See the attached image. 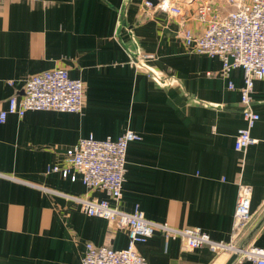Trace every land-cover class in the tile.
<instances>
[{"label":"crops","instance_id":"0c3cea01","mask_svg":"<svg viewBox=\"0 0 264 264\" xmlns=\"http://www.w3.org/2000/svg\"><path fill=\"white\" fill-rule=\"evenodd\" d=\"M175 1L183 16L145 0H0V111L21 96L27 78L56 67L85 88L81 113L30 110L0 122V264H81L88 242L128 245L126 229L84 213L71 198L115 205L111 196L89 189L73 168L68 177L50 170L65 166L67 149L81 138H117L128 129L142 138L128 146L121 210L139 205L152 221L200 226L229 241L243 182L253 187V218L239 242L264 248V78L252 93L256 142L237 151L244 71L224 77L219 57L185 45L183 27L206 29L196 17L205 0ZM139 54L153 58L135 65ZM137 249L150 264H226L230 257L207 246L183 250L161 232Z\"/></svg>","mask_w":264,"mask_h":264},{"label":"built area","instance_id":"2783aa9c","mask_svg":"<svg viewBox=\"0 0 264 264\" xmlns=\"http://www.w3.org/2000/svg\"><path fill=\"white\" fill-rule=\"evenodd\" d=\"M230 4L233 8L221 14L210 0L200 3L196 17L207 23L206 29L196 34L192 28L183 27L181 37L192 52L219 57L224 77H229L236 68L243 69L244 84L240 91L244 125L238 130L234 146L237 151H245L256 142L252 130L260 119L259 113L252 106V93L255 81L264 78V0H230ZM144 6L176 17L184 15L183 7L175 0H145ZM151 58V54H139L133 57L132 63L137 65ZM234 87V83L229 81V88ZM84 98L82 79L71 77L66 68L56 67L27 78L21 96H11L7 108L0 111V122H5L11 114L21 117L30 110L81 113ZM141 138L139 133L130 129L117 138H98L90 134L67 149L64 167L54 166L50 169L68 177L73 168L81 174L83 183L89 189L106 192L114 199L115 205L106 199L87 195L71 198L84 213L105 218L114 227L127 230L128 245L122 249L88 242L81 264H150L138 252L137 245L146 242L156 232L163 233L167 241L180 240L183 250L207 246L216 254L231 256L238 253L233 264L244 260L264 264V248L250 244L240 248L239 238L253 218V187L249 184L239 183L229 241L214 240L200 226L177 228L166 222L152 221L145 216L139 205L131 212L119 208L128 146L130 142ZM71 179L75 180L76 175H72Z\"/></svg>","mask_w":264,"mask_h":264},{"label":"rangeland","instance_id":"374dc122","mask_svg":"<svg viewBox=\"0 0 264 264\" xmlns=\"http://www.w3.org/2000/svg\"><path fill=\"white\" fill-rule=\"evenodd\" d=\"M216 4H218V8L222 14V12L226 13L230 11L233 7L230 4V0H215Z\"/></svg>","mask_w":264,"mask_h":264},{"label":"water","instance_id":"95a60500","mask_svg":"<svg viewBox=\"0 0 264 264\" xmlns=\"http://www.w3.org/2000/svg\"><path fill=\"white\" fill-rule=\"evenodd\" d=\"M247 245H248V242L244 241V242H242V243L240 244V248H244V247L247 246ZM237 256H238V253H234V254H232V255L229 257V259H228V261L226 262V264H233V263L235 262Z\"/></svg>","mask_w":264,"mask_h":264}]
</instances>
